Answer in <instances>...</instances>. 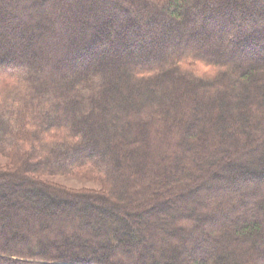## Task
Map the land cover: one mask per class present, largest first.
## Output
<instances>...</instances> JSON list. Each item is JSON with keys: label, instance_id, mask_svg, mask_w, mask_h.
Segmentation results:
<instances>
[{"label": "trees", "instance_id": "16d2710c", "mask_svg": "<svg viewBox=\"0 0 264 264\" xmlns=\"http://www.w3.org/2000/svg\"><path fill=\"white\" fill-rule=\"evenodd\" d=\"M18 1L25 36L0 44V74L21 77L0 78V264H264L254 9L247 23L233 14L241 0H227L232 12L222 0H127L132 12ZM164 24L178 29L172 44ZM109 39L113 56L92 66Z\"/></svg>", "mask_w": 264, "mask_h": 264}, {"label": "rangeland", "instance_id": "374dc122", "mask_svg": "<svg viewBox=\"0 0 264 264\" xmlns=\"http://www.w3.org/2000/svg\"><path fill=\"white\" fill-rule=\"evenodd\" d=\"M113 1L119 3L121 6H124V8L129 10L130 12L135 10L134 6L130 5V3L127 0H113ZM222 1H226V5H227L229 11L232 12V5H231V3H229L230 1H227V0H222ZM18 2H19L18 0H0V23H1V25L3 24V26L6 28V30H4L5 34H3V31H0V44H3L5 42V39H4L5 37L7 38L6 40H10V42H12V40L15 39V35L12 34L13 32H15L17 35L21 34L22 36H25V29L20 28L19 25H17L15 23V20L17 19V18H15V16L17 14L14 11V8ZM73 2L75 4V6L76 5L78 6V11H81V10L84 11V10L89 8V4L94 5L95 3L97 4V5H95L96 9H98L100 11H102L105 7V3L98 4L97 0H74ZM253 9L255 11L253 15L259 16L261 24L264 23V4H263V2H261V0H256V1L255 0H241L240 2L236 1V3H234V5H233V11H234L233 14L236 15V17H238L239 20H241V21L244 20L243 22L246 21L247 23H250L253 20L254 16L251 15L252 13L250 15H247L246 12L251 11ZM71 10H73V8H71ZM239 10H242L243 12H241ZM81 14L80 13L78 14L76 12L73 13V11L69 12L68 16H67V20H68L69 24H70V22H72V19H73V22L75 23L74 25L76 27L77 26L80 27L81 24L84 25V23H83L84 22V19H83L84 16ZM72 15H73V17H72ZM230 15L232 16V14H230ZM260 15H262V16H260ZM236 24H239V22H236ZM26 25H28V23ZM106 25L108 26V29L111 31L112 27L109 23L103 24L102 26L104 27ZM158 28L165 35H167V36L170 35L168 37V39H169L168 41L170 42V44H172V41L176 40L175 38L177 36L176 34H177L178 29L174 30L172 28V26L169 24L168 25L164 24V25H162V27L159 26ZM160 30L158 32H160ZM40 31L41 30L38 29V31H36L34 33H39ZM214 35H215V32H213L211 34V37L213 38ZM78 36H80V35H78ZM78 39L80 40L81 36L78 37ZM182 39L183 40L181 41V44L185 45L184 42H187V38L183 37ZM213 40L214 39H212L211 41H213ZM10 42L6 41V44L9 43V45H10ZM115 42H116V39H109V41L107 43L105 42L106 44L104 45V47L107 46V48L106 49L103 48V51H101L99 54H96V55L94 54L93 56H90L89 58H91V59H89L90 60L89 63L93 66L96 63H100V62H103V61L111 58V56H113V55L112 54L110 55L109 51H111L115 47V44H114ZM146 42L147 41H145V43H144V41H143L144 45H146L145 47L147 48L148 45ZM137 44L141 46L139 41ZM152 44H154V43H152ZM254 45H255L254 52L253 53L247 52L248 55L249 56H255L256 58H262L264 60V38L262 39L261 42L258 43V45L256 43ZM6 50L7 49H3V52L1 53V55L3 57H5L6 55H8L10 53L9 51H6ZM80 50H81V48H80ZM129 50H131V52H132L134 50V48L133 49L130 48ZM129 50H126V52H129ZM173 52H175V51H173ZM120 57L125 58V56H120ZM122 58H120L121 62L123 61ZM133 58L136 62L140 61V60H138V56L136 57L137 59H135V55H133L132 59ZM124 61H126V59H124ZM236 110L238 111L239 108H237ZM8 164H9L8 160L0 156V166H6ZM45 179H48L49 181L54 182L55 184L61 185V186L65 187L67 190L98 189L99 188V184L97 182L76 179L73 177L55 176V177H47ZM0 204L2 206H5V201L0 202Z\"/></svg>", "mask_w": 264, "mask_h": 264}, {"label": "clouds", "instance_id": "9594fccd", "mask_svg": "<svg viewBox=\"0 0 264 264\" xmlns=\"http://www.w3.org/2000/svg\"><path fill=\"white\" fill-rule=\"evenodd\" d=\"M0 78L6 80L9 85H16L21 79L20 74L18 73H3L0 74Z\"/></svg>", "mask_w": 264, "mask_h": 264}]
</instances>
